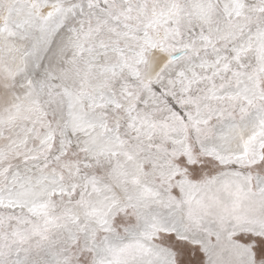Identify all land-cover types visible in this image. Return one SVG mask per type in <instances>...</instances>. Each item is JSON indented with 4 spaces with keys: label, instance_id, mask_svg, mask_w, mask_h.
Instances as JSON below:
<instances>
[{
    "label": "snow or ice",
    "instance_id": "1",
    "mask_svg": "<svg viewBox=\"0 0 264 264\" xmlns=\"http://www.w3.org/2000/svg\"><path fill=\"white\" fill-rule=\"evenodd\" d=\"M0 264H264V0H0Z\"/></svg>",
    "mask_w": 264,
    "mask_h": 264
}]
</instances>
